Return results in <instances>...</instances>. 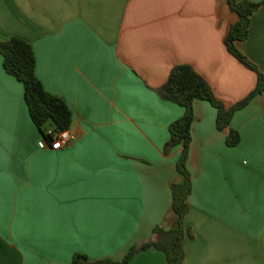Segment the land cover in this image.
<instances>
[{
  "label": "crops",
  "instance_id": "1",
  "mask_svg": "<svg viewBox=\"0 0 264 264\" xmlns=\"http://www.w3.org/2000/svg\"><path fill=\"white\" fill-rule=\"evenodd\" d=\"M237 20L227 0H0V42H28L44 90L72 113L69 144L42 147L0 56V264L121 262L175 226L182 147L166 145L184 109L157 89L189 65L224 106L246 97L256 74L225 45ZM236 47L264 74V5ZM193 115L183 264H264V95L232 117L234 147L208 102ZM125 264L167 261L152 248Z\"/></svg>",
  "mask_w": 264,
  "mask_h": 264
},
{
  "label": "trees",
  "instance_id": "2",
  "mask_svg": "<svg viewBox=\"0 0 264 264\" xmlns=\"http://www.w3.org/2000/svg\"><path fill=\"white\" fill-rule=\"evenodd\" d=\"M227 5L237 14L238 20L230 27L225 37L226 48L235 59L256 74L255 88L236 104L226 107L215 97L210 85L191 66L177 65L170 70L167 81L157 89V94L162 100L184 109L183 116L170 125V139L166 145V150L179 145L182 147L181 155L176 163V171L182 177V181L172 186L171 207L177 217L175 226L169 230L156 227L153 230L154 238L132 247L121 262L109 259L89 261L86 256L76 254L71 264H125L136 254L152 248L164 254L167 264H183V240L186 233L184 217L188 212L187 198L192 189L186 162L194 120L193 103L196 100L206 101L216 109V129L221 132L226 131L225 143L228 147H234L239 143L240 136L237 131L230 129L232 117L257 96L264 95V74L236 47V42L247 39L250 17L264 5V1L253 3L249 0L240 2L227 0ZM0 56L5 73L23 86L24 102L30 120L41 136L51 144L58 133L69 130L72 124L70 109L60 98L44 90L35 75V57L28 42L17 37L0 42Z\"/></svg>",
  "mask_w": 264,
  "mask_h": 264
},
{
  "label": "built area",
  "instance_id": "3",
  "mask_svg": "<svg viewBox=\"0 0 264 264\" xmlns=\"http://www.w3.org/2000/svg\"><path fill=\"white\" fill-rule=\"evenodd\" d=\"M50 133V131H48ZM72 140V137L70 136L68 130L62 131L58 133L55 138L53 139V142L50 144L52 148H62L69 144V142ZM48 142L46 140L41 142V146L43 147ZM49 144V143H48Z\"/></svg>",
  "mask_w": 264,
  "mask_h": 264
}]
</instances>
